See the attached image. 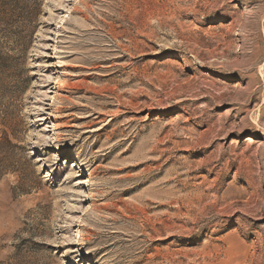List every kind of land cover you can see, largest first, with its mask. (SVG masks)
<instances>
[{
  "label": "rangeland",
  "instance_id": "374dc122",
  "mask_svg": "<svg viewBox=\"0 0 264 264\" xmlns=\"http://www.w3.org/2000/svg\"><path fill=\"white\" fill-rule=\"evenodd\" d=\"M0 264H264V0H0Z\"/></svg>",
  "mask_w": 264,
  "mask_h": 264
},
{
  "label": "bare ground",
  "instance_id": "6f19581e",
  "mask_svg": "<svg viewBox=\"0 0 264 264\" xmlns=\"http://www.w3.org/2000/svg\"><path fill=\"white\" fill-rule=\"evenodd\" d=\"M149 6V5H148ZM139 14V13H138ZM141 18V17H140ZM138 19V18H137ZM135 21V20H134ZM160 31V30H159Z\"/></svg>",
  "mask_w": 264,
  "mask_h": 264
}]
</instances>
